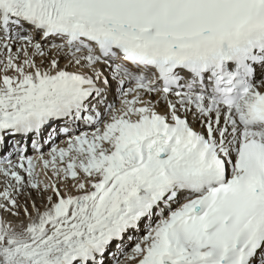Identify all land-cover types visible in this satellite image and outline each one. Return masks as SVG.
Wrapping results in <instances>:
<instances>
[{
	"label": "snow or ice",
	"instance_id": "6c2138e0",
	"mask_svg": "<svg viewBox=\"0 0 264 264\" xmlns=\"http://www.w3.org/2000/svg\"><path fill=\"white\" fill-rule=\"evenodd\" d=\"M60 120L94 131L26 157ZM17 136L0 213L45 202L0 215V264H264V0H0V150Z\"/></svg>",
	"mask_w": 264,
	"mask_h": 264
},
{
	"label": "bare ground",
	"instance_id": "6f19581e",
	"mask_svg": "<svg viewBox=\"0 0 264 264\" xmlns=\"http://www.w3.org/2000/svg\"><path fill=\"white\" fill-rule=\"evenodd\" d=\"M17 46H19V44H15L14 43L13 51H15V47H17ZM55 55H56V53L54 51H52L50 53V55L45 58V62H44L43 66L46 67L48 61ZM21 59H22V54H21ZM59 59H60L61 66H63V64L65 63V60H64L62 54L59 57ZM37 63L38 64L40 63V58L39 57H37ZM9 74H11V73H9ZM116 107H119V105L116 106ZM157 110L161 111V112H164L165 111V105H163V104L159 105ZM91 131H94L93 127L90 128V130L87 131V132H91ZM48 153L46 155H44L45 159H50V157L48 156ZM34 162H37V161L34 160ZM13 163L15 164V163H18V162L13 161ZM42 168H43L42 163L38 164L37 171L41 173L40 176H39V179L47 180V177L46 176L44 177V173L42 171ZM21 174L25 176V179H27V174L24 173L23 170H21ZM51 176H52V170H51V168H49L48 169V177H51ZM52 179L54 180L55 177H52ZM3 182H4V177L0 176V190H2L3 187H4V183ZM61 188L63 189V185H61ZM70 190L73 192V194H75V190L74 189H70ZM14 195H15V198L17 199L18 204L21 206L20 216L19 217H14V216H10V215L3 214V213H0V215H3L5 220L8 221V222H11L14 227H19L21 221L27 222V219H28V217L22 211L23 207L25 205H27L29 212H32L33 215H35L32 207H31L32 202L35 201V203L37 204L38 207L43 208V205H44L45 201H44L43 197H41L35 190H33V189L29 188V187H25L20 193H18V194L14 193ZM140 234L143 236L144 232H140ZM132 247L133 246H130V250H129L128 253L131 252V248ZM120 260H121V262L123 264L124 256L120 257ZM129 264H131V262H129Z\"/></svg>",
	"mask_w": 264,
	"mask_h": 264
}]
</instances>
